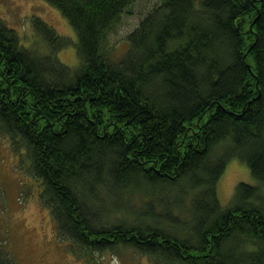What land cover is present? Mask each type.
<instances>
[{"label":"trees","instance_id":"16d2710c","mask_svg":"<svg viewBox=\"0 0 264 264\" xmlns=\"http://www.w3.org/2000/svg\"><path fill=\"white\" fill-rule=\"evenodd\" d=\"M78 37L39 16L48 52L0 19V134L41 184L79 254L131 247L156 264H264V0H161L119 60L108 34L133 0H46ZM240 182L223 206L228 160ZM0 264H17L0 244Z\"/></svg>","mask_w":264,"mask_h":264},{"label":"rangeland","instance_id":"374dc122","mask_svg":"<svg viewBox=\"0 0 264 264\" xmlns=\"http://www.w3.org/2000/svg\"><path fill=\"white\" fill-rule=\"evenodd\" d=\"M161 0H133L115 28L108 34L106 51L119 60L129 50V34L141 19ZM39 16L66 37L69 44L57 51L61 62L78 70V37L70 22L46 0H0V19L15 29L27 46L42 45V38L32 24ZM19 157L9 141L0 134V244L17 264H156L153 258L131 247L79 254L71 251L73 241L58 234L50 210L41 202V184L32 173L18 166ZM240 182L260 185L246 161L233 156L218 182L223 206L231 204Z\"/></svg>","mask_w":264,"mask_h":264}]
</instances>
